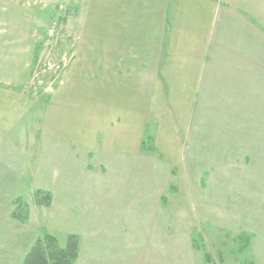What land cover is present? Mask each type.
Returning a JSON list of instances; mask_svg holds the SVG:
<instances>
[{
	"label": "rangeland",
	"instance_id": "obj_1",
	"mask_svg": "<svg viewBox=\"0 0 264 264\" xmlns=\"http://www.w3.org/2000/svg\"><path fill=\"white\" fill-rule=\"evenodd\" d=\"M113 4L0 0V186L6 185L0 205L10 199L12 210L20 205L28 218L42 167L54 164L60 146L75 143L61 141L59 133L77 135L83 163L103 176L84 179L112 182L113 204L128 180L127 171L117 174L114 166L130 161V181L142 176L143 167L153 174L161 169L163 196L177 193L160 202L168 230L163 226L153 245L157 250L161 245L163 264H264V187H251L252 175L264 176L255 168L264 160V104L252 102L257 96L250 78L242 73L235 83L230 74L241 69L233 63L219 70L215 60L214 74L187 75L198 69L197 61L176 60L163 67L178 75L160 78L163 88L154 92L133 85L134 78L114 81L108 64L122 61L129 50L143 56L140 38L151 29L143 26L140 12L128 14L120 7L113 12ZM124 14L133 15L131 21L111 25ZM225 75L232 83L219 87ZM258 99L264 102L262 95ZM183 180L190 185L174 187ZM138 206L131 196L129 211ZM145 208L156 211L150 201ZM32 216L26 224L14 219V228H38L43 212ZM64 223L77 229L81 222ZM100 224L106 228V216ZM51 235L64 246L67 235Z\"/></svg>",
	"mask_w": 264,
	"mask_h": 264
},
{
	"label": "crops",
	"instance_id": "obj_2",
	"mask_svg": "<svg viewBox=\"0 0 264 264\" xmlns=\"http://www.w3.org/2000/svg\"><path fill=\"white\" fill-rule=\"evenodd\" d=\"M112 1L114 4L109 8H112L113 12L115 9L117 12L118 7L128 14L140 12L143 14V26L151 29L147 35L140 38L139 45L145 46L144 50L147 51L143 56H131L132 51L129 50L122 61L112 60L113 63L108 64L109 76H113L114 81H119L120 76L127 78L124 80L126 83L130 78H134L136 80L133 85L140 86L141 90L149 87V91L154 92L159 87L163 88L160 78L178 75L177 72L163 67L169 61L181 60L182 63L197 61L198 69L189 70L193 67L188 66L187 70L190 73L179 72V74L198 73L199 76L205 74L206 70L216 69L212 64L210 65L213 60L218 62L219 70L223 69V64L227 66L235 63L241 71L235 69L230 76L237 83L240 74L244 73L245 77L251 80L252 94L254 97L257 96L252 102L256 106L264 104L263 101L260 104L258 102V95L264 98V0ZM128 14H124L121 18H113L112 24H109H121L123 19V25H126L133 18V15L126 18ZM193 46H196V49ZM131 60L139 63L137 65L127 63ZM107 62L110 61L107 59ZM211 70L210 72L214 74ZM61 74L60 70L59 76ZM226 75L224 80L219 77V87L223 82L225 84L230 82L225 79ZM58 137L61 141L69 138L75 143H68L67 147L60 146L58 152L53 153L54 164L42 167L41 188L35 187L34 190L35 193L41 191L49 194L50 204L37 206L33 199L28 208L27 221L21 222L26 224L33 218L32 215L36 216L37 213L43 212L38 228L22 231L14 228L16 220L11 217L13 207L10 199L4 203L5 211L0 210V264H22L26 253L41 235V230L50 234L78 236V256L74 264H158V262L163 264L161 245L159 250L153 245L159 230L163 226L164 230H168L167 223L163 224L165 217L161 212L160 202L164 198L177 197V193L163 196L161 169L156 168L153 174L152 170L147 172L143 167L142 176H139L138 180L132 178L130 181V161L124 160L116 165L117 167L114 166L117 174H124L127 171L128 180L123 182V188H118V190L123 189V193L117 195L118 200L113 204L116 194L112 182L84 179L99 177L101 174L95 173L88 161L86 164L83 163L82 151L77 149L76 145H79L78 136L59 133ZM47 145L49 144H44L46 152ZM138 149L139 153H143L140 144ZM157 149L158 152L161 147L158 145ZM119 150L125 151V148ZM86 153L90 155L92 151L88 150ZM257 165L255 168L264 172V160L260 159ZM187 183L189 181L183 180L174 184V187H183ZM5 186H0L1 198ZM251 187L256 191L264 187L263 174L261 178L252 175ZM131 196L139 201V206L134 212L128 209ZM122 200L124 203L127 202L126 207L122 205ZM149 201L154 204L156 211L160 209L159 213L145 208ZM104 216H106V228L100 224ZM68 220L80 221L81 229L80 227L74 229L70 223L65 224L64 222ZM189 240L193 247V237ZM172 249L178 250V248H170Z\"/></svg>",
	"mask_w": 264,
	"mask_h": 264
},
{
	"label": "trees",
	"instance_id": "obj_3",
	"mask_svg": "<svg viewBox=\"0 0 264 264\" xmlns=\"http://www.w3.org/2000/svg\"><path fill=\"white\" fill-rule=\"evenodd\" d=\"M36 204L48 206L51 198L47 193L37 191L35 193ZM24 211V210H23ZM20 205L12 211V217L20 222L27 219L23 214ZM193 246L199 250L196 241L193 240ZM79 238L75 234H68L64 246H60L56 237L49 234H41L26 253L22 264H74L78 256ZM208 257L205 256V260Z\"/></svg>",
	"mask_w": 264,
	"mask_h": 264
}]
</instances>
